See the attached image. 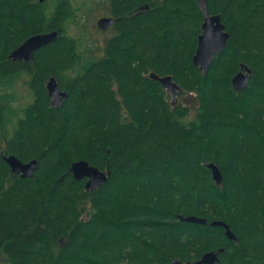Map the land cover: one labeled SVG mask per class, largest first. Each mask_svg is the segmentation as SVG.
<instances>
[{
  "label": "trees",
  "instance_id": "obj_1",
  "mask_svg": "<svg viewBox=\"0 0 264 264\" xmlns=\"http://www.w3.org/2000/svg\"><path fill=\"white\" fill-rule=\"evenodd\" d=\"M106 1L115 33L94 56L68 32L73 0H0V264H173L221 247L218 264H264V0H208L231 37L206 74L193 62L197 0ZM54 30L33 62L10 58ZM241 64L252 74L239 91ZM152 72L172 75L194 110ZM51 76L68 93L60 107ZM11 154L38 159L34 176L13 174ZM78 160L111 175L88 190L70 171Z\"/></svg>",
  "mask_w": 264,
  "mask_h": 264
},
{
  "label": "water",
  "instance_id": "obj_2",
  "mask_svg": "<svg viewBox=\"0 0 264 264\" xmlns=\"http://www.w3.org/2000/svg\"><path fill=\"white\" fill-rule=\"evenodd\" d=\"M44 2L45 0H40ZM201 9L204 12L205 18L202 23V31L198 37V46L193 55V62L198 66L204 74H206L214 61L217 54H220L231 37L226 30V25L222 21L221 14H210L208 10V0H197ZM115 18L103 17L98 20L97 24L101 30L109 29L114 23ZM59 36L57 30L40 33L27 38L19 47L14 49L10 58L14 61L24 60L26 62H33L34 53L49 43L56 41ZM252 70L245 64H241V70L232 78L233 87L236 90H243L247 88ZM150 77L157 80L163 88L171 95L173 103H176L178 94L182 87L174 80L172 75L161 76L155 72L150 74ZM47 91L54 107H60L63 100L68 96L66 90H62L59 82L55 76H51L47 81ZM4 160L10 166L11 171L15 175H20L22 178H31L34 176V171L38 166V159L34 158L30 161H23L16 155H4ZM207 167L212 171L213 178L216 184L221 185L223 175L214 162L207 164ZM70 171L73 176L80 180L86 179V188L88 190H95L108 180L111 175V170H100L98 167L92 166L86 160H78L72 163ZM179 219L184 222L206 224L207 219L194 215H179ZM213 226H221L225 229V234L230 240L239 241L236 234L230 228V225L223 220H213ZM225 248L221 247L217 251H208L204 253L196 261H181L177 258L173 259V264H218L220 262L219 254L224 252Z\"/></svg>",
  "mask_w": 264,
  "mask_h": 264
},
{
  "label": "rangeland",
  "instance_id": "obj_3",
  "mask_svg": "<svg viewBox=\"0 0 264 264\" xmlns=\"http://www.w3.org/2000/svg\"><path fill=\"white\" fill-rule=\"evenodd\" d=\"M77 10L78 24L69 26V33L80 38L82 42L94 48L90 53L94 56H102L104 53L105 42L109 35L115 31L105 33L98 27V20L103 17L111 16L110 9L106 0H73ZM17 89L22 94V100L27 99V91L22 87V84L17 85ZM170 95V94H169ZM171 96V95H170ZM176 102H184L193 108L195 106L194 97L188 95L180 96Z\"/></svg>",
  "mask_w": 264,
  "mask_h": 264
},
{
  "label": "flooded vegetation",
  "instance_id": "obj_4",
  "mask_svg": "<svg viewBox=\"0 0 264 264\" xmlns=\"http://www.w3.org/2000/svg\"><path fill=\"white\" fill-rule=\"evenodd\" d=\"M108 17H113L112 15L111 16H108ZM114 18V17H113ZM116 20V19H115ZM116 22V21H115ZM115 24V23H114ZM114 24L107 30H103L105 33H110L114 30L115 31V27H114ZM115 33V32H114ZM114 33L112 35H109L108 39L114 35Z\"/></svg>",
  "mask_w": 264,
  "mask_h": 264
}]
</instances>
